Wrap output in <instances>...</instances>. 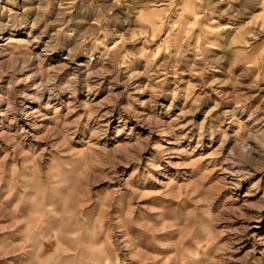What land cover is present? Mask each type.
Returning <instances> with one entry per match:
<instances>
[{
  "label": "rangeland",
  "instance_id": "obj_1",
  "mask_svg": "<svg viewBox=\"0 0 264 264\" xmlns=\"http://www.w3.org/2000/svg\"><path fill=\"white\" fill-rule=\"evenodd\" d=\"M0 264H264V0H0Z\"/></svg>",
  "mask_w": 264,
  "mask_h": 264
}]
</instances>
